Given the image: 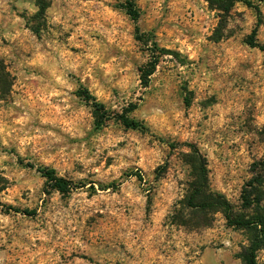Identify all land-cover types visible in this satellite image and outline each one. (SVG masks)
Instances as JSON below:
<instances>
[{"label": "clouds", "instance_id": "clouds-1", "mask_svg": "<svg viewBox=\"0 0 264 264\" xmlns=\"http://www.w3.org/2000/svg\"><path fill=\"white\" fill-rule=\"evenodd\" d=\"M0 264H264V0H0Z\"/></svg>", "mask_w": 264, "mask_h": 264}]
</instances>
